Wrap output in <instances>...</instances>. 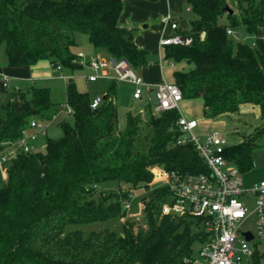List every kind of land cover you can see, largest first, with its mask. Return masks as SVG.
Listing matches in <instances>:
<instances>
[{
	"label": "trees",
	"instance_id": "obj_1",
	"mask_svg": "<svg viewBox=\"0 0 264 264\" xmlns=\"http://www.w3.org/2000/svg\"><path fill=\"white\" fill-rule=\"evenodd\" d=\"M187 3L194 19L177 33L191 43L166 46L164 59L192 69L174 71L172 83L183 99L202 101L205 118L236 113L243 104L258 106L261 124L224 150L228 162L248 172L256 139L264 135V0H236L238 11L231 15L224 11L226 0ZM122 8L123 0H0V46L7 66L49 58L75 71L77 35L86 36L100 55L124 58L134 71L148 66L150 54L135 44L132 30L118 24ZM222 17L226 24L219 22ZM241 28L252 43L227 35ZM116 85L110 82L92 109L88 93L69 82L65 103L72 114L71 121L59 124L62 136L48 139L42 151L20 152L8 162L0 186V264H192L194 245L197 253L205 234L194 218L161 214L167 194L159 171L197 174L206 167L191 144L176 143V110L154 114L147 105L151 114L144 127L139 116L127 113L120 131ZM59 110L46 88L13 92L0 118V152L16 146L31 120H51ZM136 191L144 194L138 200L144 226L125 220L118 231L86 237L78 230L65 232L123 219L124 205ZM262 257L254 250L249 264H260Z\"/></svg>",
	"mask_w": 264,
	"mask_h": 264
},
{
	"label": "built area",
	"instance_id": "obj_2",
	"mask_svg": "<svg viewBox=\"0 0 264 264\" xmlns=\"http://www.w3.org/2000/svg\"><path fill=\"white\" fill-rule=\"evenodd\" d=\"M190 10L188 6L186 11ZM161 23L169 25L174 31L178 28L169 14L161 18ZM234 34L233 31L227 30V35ZM203 37L202 32L200 38ZM190 43V37L174 33L162 38L159 45L165 47ZM72 62L82 73H70V76L65 78L71 80L79 76L89 83L97 80L116 84L129 83L133 86L132 99L142 100L145 97L154 114L178 111L179 103L183 100L181 90L174 83L161 81L153 86L148 85L124 58L88 56L82 51H77ZM51 67L57 71L62 69L59 64L51 63ZM6 83L7 78L2 77L4 87ZM101 102L102 97L95 96L91 99L90 107L95 109ZM59 108V111L67 116L72 114L66 103L59 105ZM176 126L180 132L176 143L191 144L201 157L206 172L182 174L165 169L159 171L162 186L167 194L161 214L177 218L191 217L199 222V227L205 234V241L192 259V264H245L246 257H250L256 250L250 245L257 242L264 245V179L249 188L243 185L239 169L225 158L224 150L228 142L220 132L209 130L203 135L197 134L195 131L199 126L198 121L185 118L181 114L177 118ZM28 127L34 132L26 134V131H23L12 151L0 156V164L10 161L20 152L34 151L31 142L39 134L44 135L46 127L38 120H31ZM124 208L128 211L130 202H126ZM245 232L251 233L250 241L243 236Z\"/></svg>",
	"mask_w": 264,
	"mask_h": 264
},
{
	"label": "rangeland",
	"instance_id": "obj_3",
	"mask_svg": "<svg viewBox=\"0 0 264 264\" xmlns=\"http://www.w3.org/2000/svg\"><path fill=\"white\" fill-rule=\"evenodd\" d=\"M242 5L245 6L246 3L243 2ZM184 8L185 7H183L182 19L186 23H189L191 20L194 19V17L192 13L190 14L185 13ZM229 8H231L233 12L238 11L236 0L235 3L233 2L231 6H229ZM219 22L222 24L227 23L225 17L220 18ZM231 39L234 42L242 41L246 43H252L254 41V38L248 35L242 28L236 34L231 36ZM77 50H82V52H84L86 55H89L94 51L92 46L88 43L86 36L84 35L76 36V44L72 48V52H74L75 54ZM149 58L154 62V65L156 63V65L158 66V62H159L158 56L150 54ZM6 63L7 60L3 51V46H0V66L6 65ZM168 63L169 61H165L164 66L168 68L167 70L169 74V70L172 71V67H170ZM181 64L182 65L178 68V71L180 72L187 73L192 69V65H187L183 62ZM61 70L60 71L54 70L52 72V75L58 77V74L60 75L62 72L63 73L67 72L65 69H61ZM77 70L79 71V68L76 69L75 71ZM135 73L138 74L137 70H135ZM167 80L168 82H170V76H167ZM73 81L79 83V79H74ZM172 82H174V79ZM51 83H52L51 87L54 89L53 91H55L57 94L55 98L58 101L63 100L64 99L63 89L65 85L64 82L62 80L55 79ZM34 84L35 86H39L42 85L43 83L35 82ZM15 86L16 85L14 83L8 82L7 88L4 89V92L0 93V118L4 116L5 113L4 107L8 103L11 94L18 89L20 91H26L31 87V82H22V84L18 86L19 88H15ZM84 86H85L84 89L88 91L87 93L89 97L94 98L95 90L97 91V94L99 96L101 97L104 96V94L108 90L109 83L103 80H99L95 84L87 83ZM132 90H133V86L126 82H121L116 85V96L114 100L117 108V120H118L117 127L120 131H122L125 127V120L127 113H131L134 117L139 116L141 118L142 127H144L145 121L148 119L149 114H151V111L147 106L148 104L146 103L145 97L142 100H133ZM178 112L186 117L192 116L198 121V123H200V128H198L195 131V133L203 135V133H205L206 131L216 130L226 138L228 144H235L240 141L241 136H248L252 134L255 127L259 126L262 122L260 118L259 108L258 106L253 104L240 105L239 110L236 113L211 119V118H205L203 116L202 103L200 99H184L180 103ZM64 120L71 121V117L63 114L62 111H58V113L53 119L43 122L47 132L46 140L48 139L55 140L62 136V132L59 124ZM43 140L44 139H42V141ZM256 142L258 146L255 147L252 151V160L254 166L250 171L241 173V177L243 179V185L246 188L252 186L253 183L256 181L255 176L259 174V170L260 171L262 170V172H264V135L256 139ZM2 154H4V152H0V156ZM8 162L9 161L0 164V186L3 185L6 179V171L9 165ZM160 186H162V182L160 183ZM143 195H141V192L139 191L134 192L130 202V209L127 211L126 216L121 220L110 219L104 222H93V223L81 224L77 226H70L67 227L65 232L70 230L71 231L78 230L79 232H81L83 237H86L89 235L90 232H94V231H105V230L118 231L120 227V221L123 222L125 220L134 221L137 225L144 226L142 207L138 201L139 197ZM185 219L187 218L185 217ZM190 225L191 227L196 228V226H194V223H190ZM251 230L254 229L251 228ZM254 244L255 243H252L250 247L252 248L253 245L259 254H264V245H262L261 242H257L255 244L256 246ZM198 246L199 245L195 243L194 245L195 256L197 255L196 251L198 249ZM249 263H250V257H246L245 264H249ZM260 264H264V257L260 259Z\"/></svg>",
	"mask_w": 264,
	"mask_h": 264
},
{
	"label": "crops",
	"instance_id": "obj_4",
	"mask_svg": "<svg viewBox=\"0 0 264 264\" xmlns=\"http://www.w3.org/2000/svg\"><path fill=\"white\" fill-rule=\"evenodd\" d=\"M226 2L228 6H231L233 2L235 3V0L234 1L226 0ZM183 7H185L184 8L185 13H188V14L191 13V10L189 12L186 11V8L188 7L187 0H123L122 12L118 19L119 26L132 30L133 39H134L135 44L139 48L145 49L149 54L158 56V59H159L158 66L156 65V63L154 65V62H153L149 64L148 66L137 69V72L139 74L137 75L141 77L143 81L148 85L153 86L161 81L168 82L167 76H170V82H172L174 71H177L178 68L182 65L181 63L173 64L172 62L169 61L168 64L170 65V67H172V71L169 70V74H168V70H167L168 68L164 66L165 61H168L164 59V53H165L164 50L166 46L165 47L160 46L159 42L162 38H165L169 35L177 33L178 30H185L189 27V23H186L182 19ZM165 14H169L172 20L177 24L178 28L176 31L171 30L169 25H164L161 23V18ZM77 51H82V50H77ZM96 55H100V54L93 51L88 56H96ZM54 70L55 69L51 67V62L49 58L41 59L32 66H25V67H19V68L8 67L7 63L6 65H1L0 66V93L4 92V89L7 88L8 82L14 83L16 85L15 88H19L18 86L22 84V82H31V86L33 87H40V88L48 89L50 92L52 101L57 105H61L66 102L65 90L69 82L74 83L78 91L85 92V93L88 92L86 89H84L85 87L84 85L89 82L85 81L81 77L78 76L71 80L68 78H65V77L70 76V73H74L75 75H81L82 71L77 70L78 71L77 72V71H70V70L65 69L67 72L65 73L62 72L60 75L58 74V77H55L52 75V72ZM2 77H6L7 80H9L7 81L5 87L2 84ZM55 79L62 80L65 84L64 89H63L64 99L61 101H58L55 98L57 94L55 91H53L54 89L51 87L52 86L51 82H53V80ZM74 79H79V83L74 82L73 81ZM35 82H39V83L41 82L43 84L39 86H35L34 84ZM96 82H94L93 84H95ZM94 96H99L96 90H95ZM180 103H179V106H180ZM202 113H203V106H202ZM184 117L188 119H195L192 116H189V117L184 116ZM198 128H200V123H199ZM33 132L34 130L32 128L27 127L26 134H31ZM41 138L44 140L42 141ZM46 139H47L46 131L44 135L39 134L37 138L33 142H31V145L34 148V150H39V151L42 150L46 144V141H47ZM11 151H12V146L5 148L1 152H4V154L2 155H5ZM255 178H256L255 179L256 181L254 183L264 179V172H262V170L261 171L259 170V174L255 176Z\"/></svg>",
	"mask_w": 264,
	"mask_h": 264
},
{
	"label": "water",
	"instance_id": "obj_5",
	"mask_svg": "<svg viewBox=\"0 0 264 264\" xmlns=\"http://www.w3.org/2000/svg\"><path fill=\"white\" fill-rule=\"evenodd\" d=\"M224 11H225L228 15H231V14L233 13L232 9L229 8V6H227V5L225 6ZM102 98L104 99V96H103ZM243 236L245 237V239H246L247 241H250V240L252 239V235H251V233H249V232H245V233H243Z\"/></svg>",
	"mask_w": 264,
	"mask_h": 264
}]
</instances>
